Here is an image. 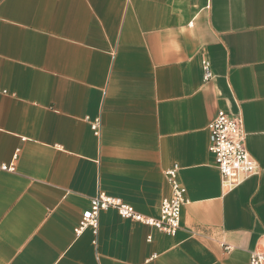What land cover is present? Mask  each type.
Listing matches in <instances>:
<instances>
[{"label":"crops","instance_id":"crops-1","mask_svg":"<svg viewBox=\"0 0 264 264\" xmlns=\"http://www.w3.org/2000/svg\"><path fill=\"white\" fill-rule=\"evenodd\" d=\"M220 111L259 166L233 190L209 150ZM4 165L0 264H250L264 247V0H0ZM174 168L175 236L113 209L77 235L101 193L159 218Z\"/></svg>","mask_w":264,"mask_h":264},{"label":"built area","instance_id":"built-area-1","mask_svg":"<svg viewBox=\"0 0 264 264\" xmlns=\"http://www.w3.org/2000/svg\"><path fill=\"white\" fill-rule=\"evenodd\" d=\"M205 80H210L213 75L210 63L203 61ZM100 122L93 125V130L98 135ZM210 152L216 160L223 184L233 190L245 180L255 176L259 172L257 162L250 156L246 148V134L243 130V121L231 114L220 111L217 117L209 124ZM3 171H13V167L1 166ZM178 168L166 172V177L172 188V197L163 200L159 218L142 216L136 210L122 200L109 197L103 193L91 202V209L87 211L76 230L77 235L84 230L92 228L97 233L99 216L102 211L113 209L127 220H132L156 230L175 236L181 228L182 210L186 204L184 198L185 189L178 181ZM250 264H264V247L262 250L250 253Z\"/></svg>","mask_w":264,"mask_h":264}]
</instances>
